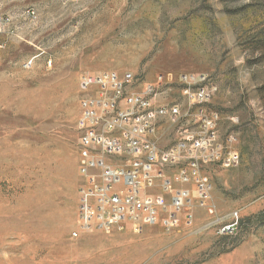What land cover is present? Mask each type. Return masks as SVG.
Segmentation results:
<instances>
[{
    "label": "rangeland",
    "instance_id": "obj_1",
    "mask_svg": "<svg viewBox=\"0 0 264 264\" xmlns=\"http://www.w3.org/2000/svg\"><path fill=\"white\" fill-rule=\"evenodd\" d=\"M105 71L217 86L205 107L241 161L205 168L214 213L171 232L80 228L81 78ZM193 123L165 124L161 143ZM0 264H264V0H0Z\"/></svg>",
    "mask_w": 264,
    "mask_h": 264
},
{
    "label": "built area",
    "instance_id": "obj_2",
    "mask_svg": "<svg viewBox=\"0 0 264 264\" xmlns=\"http://www.w3.org/2000/svg\"><path fill=\"white\" fill-rule=\"evenodd\" d=\"M137 82L133 73L115 71L81 78L78 213L83 230L110 231L123 223L167 232L190 227L198 208L216 209L207 165L233 167L241 161L237 136L222 139L220 113L205 107L217 91L207 74L181 73L174 79L160 73L153 81ZM176 86L186 108L172 98ZM191 117L192 130L183 128L174 144L161 143L165 124H186ZM239 222L235 212L219 232L234 233Z\"/></svg>",
    "mask_w": 264,
    "mask_h": 264
}]
</instances>
